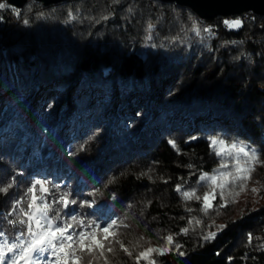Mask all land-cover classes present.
I'll return each mask as SVG.
<instances>
[{
  "label": "trees",
  "instance_id": "obj_1",
  "mask_svg": "<svg viewBox=\"0 0 264 264\" xmlns=\"http://www.w3.org/2000/svg\"><path fill=\"white\" fill-rule=\"evenodd\" d=\"M11 18L0 9V185L12 184L0 192V227L11 231L4 213L41 177L94 200L76 212L127 225L120 239L133 255L116 245L110 264H136L168 235L184 255L154 253L156 264H264V174L239 210L205 214L175 191H206L198 178L219 164L209 137L264 158V17L233 30L159 0H70L31 1Z\"/></svg>",
  "mask_w": 264,
  "mask_h": 264
},
{
  "label": "snow or ice",
  "instance_id": "obj_2",
  "mask_svg": "<svg viewBox=\"0 0 264 264\" xmlns=\"http://www.w3.org/2000/svg\"><path fill=\"white\" fill-rule=\"evenodd\" d=\"M6 6L0 3V9ZM69 18H74L71 12ZM28 23V20H24L25 25ZM223 23L229 29H238L242 25L239 18L225 19ZM152 28L153 25L149 24V31ZM193 30L199 34L195 22ZM202 31L209 36L213 34L210 26L202 27ZM148 39L152 37L149 36ZM169 144L173 148L177 147L172 140ZM209 149L219 158V164L212 174L202 173L199 176L197 184L206 188L203 195H199L195 189L185 190L182 185L175 188L185 202L200 201L201 211L205 214L216 207H225L226 203L215 204L217 197L225 201L226 195H231L237 187L242 190L256 167L264 166V158L251 146L228 142L221 136L209 137ZM79 150L84 151L85 146L81 145ZM117 179L116 176H110L104 186L115 183ZM11 187V182L7 186L0 185V192L7 193ZM98 191L96 189L89 195L94 197ZM78 203L81 209L91 208L94 200H78L69 189L62 188L60 184L45 178L34 179L22 196L13 201L10 210L4 213V220L11 226V231L0 227V264H100V261L110 264L109 255H115L116 245L132 257L133 252L120 239V229L127 225L119 218L101 223L83 212H76L71 206ZM223 227L221 226V230ZM188 231V228L182 229L185 234ZM215 237L216 233L210 232L203 238L208 241ZM164 239L163 247H147L139 251L134 257L136 264H140L141 260L146 264H156L152 259L154 253L165 255L173 248L179 255H184L180 251V245L174 243L172 235ZM251 241L252 236L249 234L248 242Z\"/></svg>",
  "mask_w": 264,
  "mask_h": 264
},
{
  "label": "water",
  "instance_id": "obj_3",
  "mask_svg": "<svg viewBox=\"0 0 264 264\" xmlns=\"http://www.w3.org/2000/svg\"><path fill=\"white\" fill-rule=\"evenodd\" d=\"M43 6L63 3L70 0H4L11 8L22 9L28 2ZM190 9L199 19L212 21L217 17L224 19L245 13L264 17V0H159Z\"/></svg>",
  "mask_w": 264,
  "mask_h": 264
},
{
  "label": "rangeland",
  "instance_id": "obj_4",
  "mask_svg": "<svg viewBox=\"0 0 264 264\" xmlns=\"http://www.w3.org/2000/svg\"><path fill=\"white\" fill-rule=\"evenodd\" d=\"M4 4H5V2H4ZM6 8H8L10 17H12L11 18L12 20L10 22L11 23H16L18 18H19V16H20V14H21V9L18 10V9L6 6L5 8H3L1 10H5ZM233 19H237V18H233ZM222 26L228 28L224 23H223ZM233 30H235V29H233ZM1 48L4 50L5 46H1ZM262 169H264V168H262V166H257L255 171L251 174V179L246 182V184L244 185L243 189L241 190L239 187H237L232 192L231 195H226L225 202H222V203H226V204L231 203V207L234 210L243 209L242 207L246 203H250V205L253 204V201H255L256 192H257L256 188H255L257 186L256 184H258L259 179L264 174V171ZM209 174H212V172L209 173ZM217 198H219V196Z\"/></svg>",
  "mask_w": 264,
  "mask_h": 264
},
{
  "label": "built area",
  "instance_id": "obj_5",
  "mask_svg": "<svg viewBox=\"0 0 264 264\" xmlns=\"http://www.w3.org/2000/svg\"><path fill=\"white\" fill-rule=\"evenodd\" d=\"M232 18L233 17L228 18V20H232ZM237 18L241 19V21H249V20H253V14H251V13H245V14H242L240 16H237ZM217 33H218V30L217 29H213L212 36L217 35Z\"/></svg>",
  "mask_w": 264,
  "mask_h": 264
},
{
  "label": "bare ground",
  "instance_id": "obj_6",
  "mask_svg": "<svg viewBox=\"0 0 264 264\" xmlns=\"http://www.w3.org/2000/svg\"><path fill=\"white\" fill-rule=\"evenodd\" d=\"M228 19V18H227Z\"/></svg>",
  "mask_w": 264,
  "mask_h": 264
}]
</instances>
